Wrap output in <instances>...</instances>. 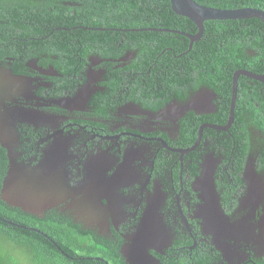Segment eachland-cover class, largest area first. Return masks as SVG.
Segmentation results:
<instances>
[{
    "label": "flooded vegetation",
    "instance_id": "1",
    "mask_svg": "<svg viewBox=\"0 0 264 264\" xmlns=\"http://www.w3.org/2000/svg\"><path fill=\"white\" fill-rule=\"evenodd\" d=\"M134 11L132 25L0 38V117L21 112L3 183L19 175L0 198L101 238L125 264L147 221L151 264H264V84L251 77L263 70L220 55L261 42L236 41L228 21ZM239 70L251 76L231 120Z\"/></svg>",
    "mask_w": 264,
    "mask_h": 264
},
{
    "label": "trees",
    "instance_id": "2",
    "mask_svg": "<svg viewBox=\"0 0 264 264\" xmlns=\"http://www.w3.org/2000/svg\"><path fill=\"white\" fill-rule=\"evenodd\" d=\"M220 9L256 8L264 11V0H195ZM171 9L170 0H0V38H37L41 26L51 31L60 26L84 28L93 25L136 24L134 9ZM173 11V10H172ZM141 15L145 11L140 12ZM174 22H178L177 20ZM234 23L236 41L258 39L259 46L237 45L220 52L230 55L234 68L264 70V24L259 19ZM2 35V36H1ZM45 35V34H43ZM212 54L214 52L211 51ZM7 151L0 145V193L7 171ZM0 264H99L85 257H101L102 264H125L116 248L105 247L101 238L86 237L70 222L43 223L20 208H11L0 198ZM43 233V234H42ZM5 245V246H3ZM23 260V259H22ZM100 263V264H101Z\"/></svg>",
    "mask_w": 264,
    "mask_h": 264
},
{
    "label": "water",
    "instance_id": "3",
    "mask_svg": "<svg viewBox=\"0 0 264 264\" xmlns=\"http://www.w3.org/2000/svg\"><path fill=\"white\" fill-rule=\"evenodd\" d=\"M172 10L175 14L187 17L191 21L195 22L197 25L202 27L203 22L207 19L211 20H222V21H231V20H247L252 18H257L264 24V11L246 7V8H237V9H220L214 7H208L197 3L195 0H170ZM248 75L249 73L245 71H237L234 76V85H233V101L231 108V117L232 120L234 114V106L237 93V81L239 75ZM258 81L263 82L264 84V70L263 74L259 76H251ZM9 116L6 118L0 117V145L7 151L8 156L11 158L14 147L18 142L19 130L15 126L16 116H20L21 112L17 110H11L8 113ZM209 168H204V178L203 183L212 185V179H210ZM19 175L16 171L12 170L10 177ZM10 177L4 180L5 185L9 183ZM3 183V185H4ZM21 181L18 182V188L15 193H21L23 188ZM23 193V192H22ZM3 200V199H2ZM15 208H20L25 210V207L22 205L21 200L18 199L16 204L13 205ZM1 222L8 223L6 220L0 218ZM212 226L211 223H209ZM152 229L153 226L151 223L144 222L141 226V231L137 239H134L135 246H131L129 249V255L127 256L128 264H151L150 255H148L147 250L149 249V243L152 241Z\"/></svg>",
    "mask_w": 264,
    "mask_h": 264
},
{
    "label": "rangeland",
    "instance_id": "4",
    "mask_svg": "<svg viewBox=\"0 0 264 264\" xmlns=\"http://www.w3.org/2000/svg\"><path fill=\"white\" fill-rule=\"evenodd\" d=\"M3 246H5V245H3ZM15 257H17L18 259H19V261L22 263V264H26V262H25V260H24V258L21 256V257H18L17 256V254H13ZM23 259V260H22Z\"/></svg>",
    "mask_w": 264,
    "mask_h": 264
}]
</instances>
